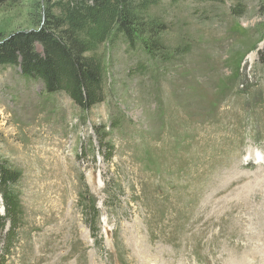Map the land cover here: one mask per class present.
I'll return each mask as SVG.
<instances>
[{"label": "rangeland", "instance_id": "1", "mask_svg": "<svg viewBox=\"0 0 264 264\" xmlns=\"http://www.w3.org/2000/svg\"><path fill=\"white\" fill-rule=\"evenodd\" d=\"M91 4L0 3V40L62 17L101 71L86 110L0 66V167L19 173L1 188L21 211L0 264H264V0H135L151 52L114 1Z\"/></svg>", "mask_w": 264, "mask_h": 264}, {"label": "trees", "instance_id": "2", "mask_svg": "<svg viewBox=\"0 0 264 264\" xmlns=\"http://www.w3.org/2000/svg\"><path fill=\"white\" fill-rule=\"evenodd\" d=\"M3 1L0 0V3ZM113 1L116 28L130 47H136L139 40L148 52L158 49L156 42H148L138 34L140 23L135 10L139 6H133L135 0H92L91 6L99 12ZM78 28L71 23L65 24L62 17H51L36 29L14 32L0 40V66H18L23 76L41 80L47 92H65L79 107L90 109L101 100V71L99 62L86 54L89 42ZM18 176L17 171L0 167V197L5 209L0 220L9 213L8 206L16 218L21 214L18 200L1 188L7 183H14Z\"/></svg>", "mask_w": 264, "mask_h": 264}, {"label": "bare ground", "instance_id": "3", "mask_svg": "<svg viewBox=\"0 0 264 264\" xmlns=\"http://www.w3.org/2000/svg\"><path fill=\"white\" fill-rule=\"evenodd\" d=\"M185 201H186V200H185ZM65 255H67V254H65ZM63 258H65V257L63 256ZM232 258H233V257H232ZM233 259H234V258H233ZM231 260H232V259H231ZM246 260H247V259H246ZM62 261H63V260H62ZM244 261H245V260H244ZM244 261H243V260H242V261H241V260H240V261H237V260H236L235 262H237L236 264H247V263H245L246 261H245V262H244ZM233 262H234V261H233ZM59 264H63V263H62L61 261H59Z\"/></svg>", "mask_w": 264, "mask_h": 264}]
</instances>
